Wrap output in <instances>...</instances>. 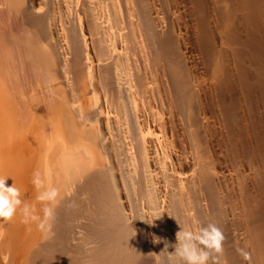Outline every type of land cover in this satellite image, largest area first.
<instances>
[{
	"label": "bare ground",
	"instance_id": "6f19581e",
	"mask_svg": "<svg viewBox=\"0 0 264 264\" xmlns=\"http://www.w3.org/2000/svg\"><path fill=\"white\" fill-rule=\"evenodd\" d=\"M0 176L54 208L0 264H176V220L264 264V0H0Z\"/></svg>",
	"mask_w": 264,
	"mask_h": 264
},
{
	"label": "clouds",
	"instance_id": "9594fccd",
	"mask_svg": "<svg viewBox=\"0 0 264 264\" xmlns=\"http://www.w3.org/2000/svg\"><path fill=\"white\" fill-rule=\"evenodd\" d=\"M8 179L0 176V220L11 221L16 215L17 210L23 214V222L28 223L29 220H38L37 227L41 230H50L51 224L48 223L54 216V208L45 206L43 209L44 219L40 220L38 216L33 215V208L24 203L21 199V191L14 184L7 186ZM33 184L35 187L43 191L39 192L37 199L44 201H55L59 192L51 184L45 185V180L40 172L34 173ZM179 231L176 232V241L174 245L164 239V253L168 257H175L176 264H227L223 259L225 235L223 230L215 223H207L193 230L190 226H183L176 220ZM155 242H161V238H156ZM174 248V252L169 254L168 247ZM238 254L251 264L252 254L243 248L237 249Z\"/></svg>",
	"mask_w": 264,
	"mask_h": 264
}]
</instances>
